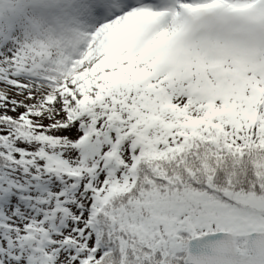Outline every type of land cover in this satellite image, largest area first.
I'll list each match as a JSON object with an SVG mask.
<instances>
[{
	"label": "snow or ice",
	"instance_id": "6c2138e0",
	"mask_svg": "<svg viewBox=\"0 0 264 264\" xmlns=\"http://www.w3.org/2000/svg\"><path fill=\"white\" fill-rule=\"evenodd\" d=\"M0 264H264V0H0Z\"/></svg>",
	"mask_w": 264,
	"mask_h": 264
}]
</instances>
